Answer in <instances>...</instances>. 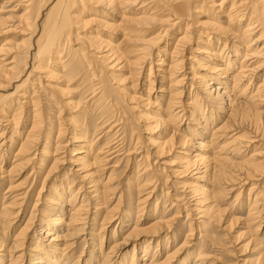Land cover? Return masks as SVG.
Segmentation results:
<instances>
[{
  "label": "bare ground",
  "instance_id": "obj_1",
  "mask_svg": "<svg viewBox=\"0 0 264 264\" xmlns=\"http://www.w3.org/2000/svg\"><path fill=\"white\" fill-rule=\"evenodd\" d=\"M3 183L0 264H78L99 215L85 264H215V226L264 264V0H0Z\"/></svg>",
  "mask_w": 264,
  "mask_h": 264
},
{
  "label": "rangeland",
  "instance_id": "obj_2",
  "mask_svg": "<svg viewBox=\"0 0 264 264\" xmlns=\"http://www.w3.org/2000/svg\"><path fill=\"white\" fill-rule=\"evenodd\" d=\"M40 142H42L43 143V140H41ZM37 147L38 148H40L41 149V147H39L38 145H37ZM67 148L69 149V147L67 146ZM82 151V150H81ZM66 154H67V152H66ZM69 157H72L71 155H69V153H68V155H67V158H69ZM11 159H13V157H11L10 158V160ZM10 160L8 161H3V163H2V168L3 169H5V168H7L8 167V165H9V163H10ZM121 164V165H120ZM67 165V166H66ZM135 165L136 164H134L133 165V163H128V164H125V162L123 161V160H121V162L119 163V165H117V167H116V169H115V171H113V174H114V176L116 177L115 178V180L118 182V181H120V179L121 180H123V178H124V176H126V175H128V173L130 172V170L131 171H133L134 170V167H135ZM62 166H64L65 167V169L68 167L69 168V166L70 167H73V166H71V164L68 162V161H64V164L62 165ZM126 168H125V167ZM132 166V167H131ZM32 168V166L31 167H28V168H26V169H23L22 171H21V174L20 175H18L17 177H13V179H12V181H13V185H16L17 183H19L21 180L23 181V179L27 176V174L30 172V169ZM118 169V170H117ZM125 169V170H124ZM124 170V171H123ZM118 171V172H117ZM126 171V172H125ZM28 172V173H27ZM121 173H124V174H121ZM121 176V178H119ZM118 178H119V180H118ZM36 179V178H35ZM42 180V179H41ZM51 180H54L53 178L51 179ZM27 181H29V178L26 180V181H23V185H22V187L24 186L25 187V185H27V184H29L30 185V183H31V179H30V181L28 182V183H26ZM38 184H37V183ZM47 182H49L48 180H47ZM46 182V183H47ZM6 183V182H5ZM5 183H3V185H1L0 186V188H2L1 189V191H0V202L2 201L3 202V197L4 196H7V195H9L10 196V192L8 193V192H5V194H4V196H3V192L4 191H7L5 188L7 187L6 186V184ZM39 183L40 182H38V179L37 180H35L34 182H33V187H34V191H32V193L34 192V194L32 195V197L30 196L29 198H28V204H29V207H28V210H27V212L26 213H24L23 215H21L18 219H17V221H15V222H13V227L11 228V230H9L8 232H7V234H6V243L5 244H9L11 241H13L12 240V238H13V234H15V232H17V230L20 228V226H22L23 225V223L25 222V218H26V216L29 214V212H30V210L32 209V203H34L35 201H36V198H37V190H38V188H39ZM51 184V183H50ZM43 191H45V190H43ZM2 194V195H1ZM140 194H142V193H140ZM35 197V198H34ZM233 196L231 197V198H229V200H228V203H229V205H231V203L233 202ZM5 200V199H4ZM30 201V202H29ZM34 201V202H33ZM150 202H151V200H150ZM150 202H149V204L148 205H146V209H147V211L148 210H152L153 208H152V206L150 205ZM156 201H155V199H152V204L153 203H155ZM38 203H40V202H37V205H38ZM167 204H168V202H167ZM123 205V204H122ZM159 205H161V201L159 202ZM126 206H127V208H126ZM136 206H137V204H136ZM132 207L131 208V211L129 212L130 213V216L131 215H133L134 213H136V212H134V211H136L137 209L136 208H138V207ZM150 206V207H149ZM123 207V206H122ZM31 208V209H30ZM39 208V209H38ZM134 208V209H133ZM42 209V205H38L37 207H36V212H37V214H38V212H40V210ZM124 209H125V211H126V213H120V211H118V215L112 220V221H109L108 223H106V224H109V225H106L105 224V229H104V239H103V241H102V244H103V247H102V249H103V251L104 252H108L109 251V248L108 247H110L111 246V243H112V241L114 240V239H112V238H110L109 240H108V238L110 237V234H111V231L116 227V226H118V224H119V220H118V217H120V218H122V220H124V219H127L126 217L127 216H125V215H123V214H127V211H128V205L126 204V203H124ZM133 211V212H132ZM243 216H245V209H244V214H243ZM101 217L102 216H98V219H97V221H96V225H92V226H90L89 228H87L85 231H84V235H87L86 236V239L88 240V242H87V244L86 243H84V241L82 242L81 240H82V237L81 236H79V238L77 239V241H76V245L74 244L73 246V259H72V262H73V260L74 259H78L77 261L79 262L78 264H85V259H87V257H88V255H89V252H91L92 251V249H91V245H90V241L92 240L94 243H96L97 244V246H98V244H99V235H94V236H91V231H95V232H98V230H93V229H95V228H98L99 226H100V224H99V222L101 221ZM135 217V216H134ZM143 217H146V213H144V216ZM124 218V219H123ZM183 221V220H182ZM183 223V222H182ZM111 224V225H110ZM126 224V225H125ZM127 224H129L128 223V221L126 222V223H124V225L122 226V228L120 227L119 228V231L120 232H118L119 234H118V236H115V239H118V240H120L122 237L121 236H123L124 235V231H126V229L128 228L127 226ZM15 226V227H14ZM98 226V227H97ZM187 223H185V226H184V228H183V235H184V233L186 234V232H187ZM220 227H217V226H215V228H213L215 231H213V234H212V236H214V237H216L217 239H220V241H221V243L222 244H215L216 246H213V245H208V248L206 249V250H210V248L213 246V248H211L212 250H210L211 252V254L212 255H214V256H217L218 258H217V261L215 260V264H242L243 263V259H244V263L243 264H247V261H248V264H249V261H250V263L251 264H255L256 262H257V255L255 254V253H253V252H250V251H248L249 250V248L248 247H243L242 248V245H244V238L242 237V238H240V240H239V238H237L236 236H237V233L239 232V230H236L238 227H233L232 228V230L225 236L224 234H225V231H222V229L220 228ZM38 229V228H37ZM90 229V230H89ZM14 230V231H13ZM238 231V232H237ZM235 233V239L233 240V234ZM3 234L2 233H0V236H2ZM183 235H180V236H178V238H176L174 241H173V243H175V244H178L180 241H182V237H183ZM220 235V236H219ZM11 236V237H10ZM98 236V237H97ZM197 237H196V240H197V243L199 242L198 241V239H199V235H196ZM219 236V237H218ZM230 236V237H229ZM7 238H8V240H7ZM10 238V239H9ZM236 238H237V240H236ZM37 239V238H36ZM112 239V240H111ZM231 240V241H229V240ZM243 239V240H242ZM11 240V241H10ZM238 241V242H236V241ZM8 241V242H7ZM235 241V242H234ZM154 242V241H153ZM237 243V244H236ZM26 245H28V248H30L31 246H30V244L28 243V244H26ZM154 245H156V243H152L151 244V246H152V249H154L155 250V247L156 246H154ZM96 246V247H97ZM238 246H241V250H240V247H238ZM154 247V248H153ZM218 249H217V248ZM221 247V248H220ZM238 247V248H237ZM131 248H132V244H130V245H128L127 246V248H126V251L125 252H127L128 251V258H129V255L131 254L130 253V251H131ZM166 248H170V247H166ZM206 248V247H205ZM245 248H247V249H245ZM108 249V250H107ZM167 249V250H168ZM214 249H215V251H214ZM217 249V250H216ZM247 250V251H246ZM215 254H214V253ZM158 253V252H157ZM93 255H95L94 253H92ZM217 254V255H216ZM254 254V255H253ZM78 256H80V257H78ZM256 256V257H255ZM123 257H124V255H123ZM220 257V258H219ZM111 258H112V260L113 261H111V264H117L120 260H121V258H119L118 256H117V251L115 250V251H113V253H112V255H111ZM216 258V257H215ZM255 258H257L256 260H255ZM26 259V258H25ZM28 259V258H27ZM27 259L24 261L25 263L24 264H28L27 263ZM246 260V261H245ZM254 260V261H253ZM75 261V260H74ZM77 261H75L76 263H77ZM252 261V262H251ZM256 261V262H255ZM75 262H73V263H75ZM116 262V263H115ZM125 264H126V261L124 262ZM176 263H178L177 261L176 262H174V264H176ZM258 263H260V260H258ZM257 263V264H258ZM190 264V263H189Z\"/></svg>",
  "mask_w": 264,
  "mask_h": 264
}]
</instances>
